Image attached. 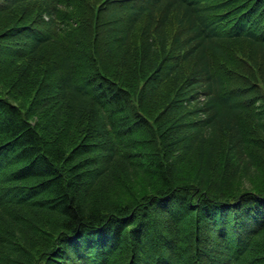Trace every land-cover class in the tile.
<instances>
[{"label": "trees", "instance_id": "1", "mask_svg": "<svg viewBox=\"0 0 264 264\" xmlns=\"http://www.w3.org/2000/svg\"><path fill=\"white\" fill-rule=\"evenodd\" d=\"M0 264H264V0H0Z\"/></svg>", "mask_w": 264, "mask_h": 264}]
</instances>
